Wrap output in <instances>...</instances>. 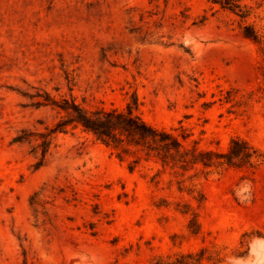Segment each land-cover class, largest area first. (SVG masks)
<instances>
[{"label": "rangeland", "instance_id": "1", "mask_svg": "<svg viewBox=\"0 0 264 264\" xmlns=\"http://www.w3.org/2000/svg\"><path fill=\"white\" fill-rule=\"evenodd\" d=\"M240 1L245 19L208 0H0V264H264V0ZM134 94L191 151L239 136L263 156L182 166L81 125L48 135L68 116L52 99Z\"/></svg>", "mask_w": 264, "mask_h": 264}, {"label": "trees", "instance_id": "2", "mask_svg": "<svg viewBox=\"0 0 264 264\" xmlns=\"http://www.w3.org/2000/svg\"><path fill=\"white\" fill-rule=\"evenodd\" d=\"M219 4L242 18H247L250 14L249 7L240 0H208ZM245 35L257 41L260 35L250 24L245 25ZM46 100L51 98L46 97ZM38 102L41 103L39 100ZM52 103L67 111L68 116L61 118L56 126L48 132V135L55 131L67 130L69 124L73 126L81 125L84 129L91 131L97 139L115 148L128 149L127 145H133L144 151L148 156L154 155L164 164L170 162H180L182 166L186 163L203 164L205 167H220L227 163L235 166L254 167L263 154L253 144L246 139L235 136L231 138L226 151L214 149H198L193 151L186 148L178 135L172 131L159 128L142 118L139 109L137 96L132 95V99L127 102L126 107L106 108L104 106L89 109L77 103L75 99L64 98L63 102L52 99ZM182 137H186L181 132ZM24 136L17 135L15 140L22 141ZM51 141L44 138L39 144L41 147V158H45ZM125 143L127 144L125 147ZM190 260L184 256L175 260L157 257L146 264H190Z\"/></svg>", "mask_w": 264, "mask_h": 264}]
</instances>
